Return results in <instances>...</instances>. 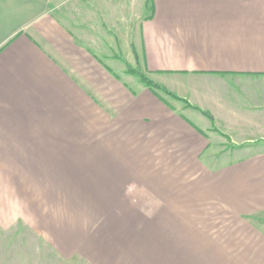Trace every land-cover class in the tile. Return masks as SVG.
<instances>
[{
  "label": "crops",
  "instance_id": "crops-1",
  "mask_svg": "<svg viewBox=\"0 0 264 264\" xmlns=\"http://www.w3.org/2000/svg\"><path fill=\"white\" fill-rule=\"evenodd\" d=\"M2 188L0 262L264 264V0H0Z\"/></svg>",
  "mask_w": 264,
  "mask_h": 264
},
{
  "label": "rangeland",
  "instance_id": "rangeland-1",
  "mask_svg": "<svg viewBox=\"0 0 264 264\" xmlns=\"http://www.w3.org/2000/svg\"><path fill=\"white\" fill-rule=\"evenodd\" d=\"M131 73H133V71L135 72H139V70H134V69H131ZM140 73V72H139ZM134 75V74H133ZM143 75V74H142ZM163 92V91H162ZM165 94V96H167L168 99L170 98H174L173 96H171L170 94L166 93V92H163ZM176 99V98H174ZM178 100V99H176ZM180 101V100H179ZM229 149L232 148V146H228ZM216 148V146L212 147V149ZM228 149V148H227ZM226 150V148H225ZM225 150H221L223 152H225ZM228 152L222 154L220 156V162L222 161H226L228 158H229V155H227ZM209 155H207L205 157L208 158ZM30 204H17L15 202V197H14V188H2L1 190V193H0V217H3V218H6L10 223L9 224H13V222H15V219H16V214H15V207L16 206H19V207H23L24 209L29 206ZM8 224V225H9ZM15 226V225H14ZM14 226H12L13 228H15ZM18 226V225H17ZM22 225L19 224V227H21ZM22 229H20V232L18 233H15V231L13 229H11V231H8V234H2L1 237L3 239V245H2V248H5L7 247V249L5 250V252L3 250H1V254H0V261L4 258H6L7 254H9L10 252L13 251V249L15 248L14 247V244L16 243L15 240H16V237L21 236L22 234ZM19 236V237H20ZM21 239V237H20ZM15 242V243H14ZM25 244H21L19 243L18 246L19 248L24 246ZM25 263V262H23ZM0 264H20V262H0Z\"/></svg>",
  "mask_w": 264,
  "mask_h": 264
},
{
  "label": "trees",
  "instance_id": "trees-1",
  "mask_svg": "<svg viewBox=\"0 0 264 264\" xmlns=\"http://www.w3.org/2000/svg\"><path fill=\"white\" fill-rule=\"evenodd\" d=\"M131 71H132V70L129 69V72H130V73H131ZM132 74L141 77V78H142V81L146 84V86H147L150 90H152V91H154V92H155L156 90H158V91H163V92H166V93L170 94V95L173 96L174 98L180 100V98H179L178 96H176V95L170 93L166 88H164V87H162V86H160V85H158V84H155V83L152 82L150 79H148L146 76H143L141 73L133 71ZM204 115H206L207 117L211 118V117H210L207 113H205V112H204Z\"/></svg>",
  "mask_w": 264,
  "mask_h": 264
}]
</instances>
